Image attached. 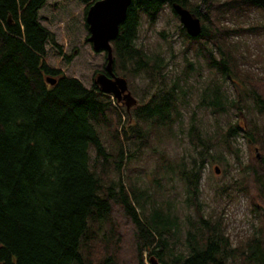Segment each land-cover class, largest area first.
I'll use <instances>...</instances> for the list:
<instances>
[{
  "label": "trees",
  "instance_id": "trees-1",
  "mask_svg": "<svg viewBox=\"0 0 264 264\" xmlns=\"http://www.w3.org/2000/svg\"><path fill=\"white\" fill-rule=\"evenodd\" d=\"M46 1L0 0V264H145L144 253L162 264H264V90L257 88L264 79L238 59L247 61L242 37L259 34L264 22L231 25L264 11V0H131L110 43L112 69L142 87L139 104L120 112L93 80L86 87L47 63L46 46L58 54L60 47L39 21ZM79 1L85 15L94 0ZM174 3L200 21L197 36L177 24L185 50L194 52L181 74L138 42L143 20L154 25L165 9L178 19ZM202 64L208 76L194 93L189 74L200 78ZM193 102L202 116L235 119L211 127L192 110L185 123ZM238 138L263 153L257 166L242 160ZM165 139L186 145L155 159L150 189L125 163L145 158V148L157 153ZM222 148L260 203L250 233L235 244L221 211L206 212L201 196L208 162L226 163Z\"/></svg>",
  "mask_w": 264,
  "mask_h": 264
},
{
  "label": "rangeland",
  "instance_id": "rangeland-1",
  "mask_svg": "<svg viewBox=\"0 0 264 264\" xmlns=\"http://www.w3.org/2000/svg\"><path fill=\"white\" fill-rule=\"evenodd\" d=\"M85 6V3L79 0H47L38 14L39 21L53 33L55 41L60 47V54H58L57 47H52L50 45L46 46L47 63L54 68H59L65 75L76 77L84 86L89 87L92 83L95 70L101 68L105 60V55L102 51L98 52L93 50L90 43L87 41L88 31L84 25ZM199 10H203L202 5L199 6ZM231 19V25H238L239 23L247 25L254 22L260 24L264 22V11L257 12L252 10L238 16L237 20L236 17ZM178 23H180L178 19H175L169 10L165 9L154 25H148L146 21L143 20L138 33V42L142 43L145 48H149L150 52L160 53L165 60L170 62L168 69L172 74H176L177 72L181 74L187 69L186 66H184L186 57L190 60L194 59L193 50H185L184 38L179 33L177 27ZM160 30H164L162 34H160ZM262 32H264V30L260 29L256 32L259 34L254 35V33H248L246 37H242L241 42L247 47V51H245V46H242L244 50L243 55L247 58V61H243L241 57H238V59L239 64L243 66L245 71L249 69L250 72L256 73L259 78L264 79V33L262 34ZM235 40L239 41L240 39ZM66 56L70 58L67 60ZM194 66L197 67V64L195 63ZM199 69L201 73L200 78H196L198 75L195 71L189 74L190 80L193 83L192 91L194 93H196V87L199 82L203 81L202 79L204 76H208L207 68L204 64H202ZM117 75L121 76L120 74ZM195 79H197V81ZM127 85L132 97H134L139 104L140 99L138 95L142 87L141 81L139 79H132L131 81L129 80V83L127 81ZM229 88L231 91L232 88ZM257 88L263 91L264 84L258 81ZM239 90H241V88H239ZM121 109L122 107L118 106L119 112ZM192 110L195 111L200 119L203 118L205 122L210 123L211 127L215 122L223 125L228 119L231 121L235 119L233 115L227 116L225 113L210 114L209 111H205L202 116L201 109L196 108L193 102L189 107L183 110V119L185 123L187 114L191 113ZM238 118L242 126V117L240 116ZM151 138L153 139L152 134ZM165 142L166 143H161L162 146H158L157 153H152L150 149L145 148L143 156L145 158H136L129 160L128 163L126 162V172H130L131 174H139V172H141V175L150 185L148 181L150 178L148 171L151 166H153L155 159L160 155H174L175 152L183 148V145H186L185 140L182 142H171L165 139ZM238 146L240 148L239 153H242V160L248 158V163L257 166L256 164L263 156V153L259 151L258 147H248L243 143L241 138H238ZM221 150L226 157V163L212 162L210 164L208 162L203 173L201 196L202 200L205 202L204 210L206 212L214 213L216 211H221L226 230L230 234L233 244H235L239 242L237 241L238 239L243 240L244 237L250 233L252 224L256 221L253 204L255 203L257 208L260 203L257 200L258 192L253 187L248 176L246 175L245 177L244 172H238V168L234 165L233 153H228L223 148ZM91 154L93 156V153ZM146 155L148 157H146ZM215 166L217 167V172H214ZM125 168L123 170L124 173ZM130 168H132L134 172L129 170ZM163 185L169 187L170 183L166 181ZM222 185H226L225 193L220 191L221 188L224 187ZM235 186L242 188V191L236 193L234 189ZM151 187L150 185V189ZM226 193H230L232 196L227 198ZM143 257L145 264H150L149 258L147 259L145 253Z\"/></svg>",
  "mask_w": 264,
  "mask_h": 264
},
{
  "label": "water",
  "instance_id": "water-1",
  "mask_svg": "<svg viewBox=\"0 0 264 264\" xmlns=\"http://www.w3.org/2000/svg\"><path fill=\"white\" fill-rule=\"evenodd\" d=\"M131 0H94L86 9L85 24L87 26V41L95 51L105 52L104 71L97 72L93 82L103 93H110L116 99L120 93L124 97L132 98L127 88L125 77L115 75L112 72V51L111 41L118 34L120 23L124 20L127 7ZM181 26L190 36H197L200 33L199 18L193 16L190 11L179 4H172ZM46 81L53 84L55 79L47 76ZM217 172V167H214ZM150 264H162L154 256L149 257Z\"/></svg>",
  "mask_w": 264,
  "mask_h": 264
},
{
  "label": "flooded vegetation",
  "instance_id": "flooded-vegetation-1",
  "mask_svg": "<svg viewBox=\"0 0 264 264\" xmlns=\"http://www.w3.org/2000/svg\"><path fill=\"white\" fill-rule=\"evenodd\" d=\"M112 72L115 74L113 69ZM123 94L124 93H120L117 99L114 97L115 103L117 104V106H121L122 108H124V110L129 111L130 109L134 108L138 104V102L134 97L133 99L129 97H124Z\"/></svg>",
  "mask_w": 264,
  "mask_h": 264
}]
</instances>
